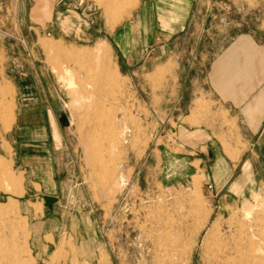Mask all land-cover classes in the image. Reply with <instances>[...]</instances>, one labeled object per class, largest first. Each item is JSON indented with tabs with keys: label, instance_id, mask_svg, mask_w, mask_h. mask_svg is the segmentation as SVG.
I'll return each mask as SVG.
<instances>
[{
	"label": "rangeland",
	"instance_id": "1",
	"mask_svg": "<svg viewBox=\"0 0 264 264\" xmlns=\"http://www.w3.org/2000/svg\"><path fill=\"white\" fill-rule=\"evenodd\" d=\"M147 1L0 0V264H215L224 246L264 264V186L216 197L197 177L164 186L158 168L143 165L162 145L160 89L171 69L159 57L153 69L142 61L125 69L127 45L113 34L133 25L144 36L137 16ZM193 1L206 19L200 48L215 53L245 33L264 42V0ZM159 45L137 50L145 59ZM23 95L29 108L51 111L60 135L57 150L50 142L51 154L30 160L16 139Z\"/></svg>",
	"mask_w": 264,
	"mask_h": 264
},
{
	"label": "crops",
	"instance_id": "2",
	"mask_svg": "<svg viewBox=\"0 0 264 264\" xmlns=\"http://www.w3.org/2000/svg\"><path fill=\"white\" fill-rule=\"evenodd\" d=\"M200 11L192 0H148L137 16L144 36L133 34V25L113 34L116 43L127 45L120 54L125 69L140 61L153 69L158 57L162 69H171L160 89V108L166 109L161 122L167 125L160 134L162 145L148 152L143 165L147 172L157 167L164 186H189L197 177L216 197H247L264 186V42L245 33L215 53L200 48L197 33L205 31L206 22L197 20ZM191 38L194 45L184 50ZM142 44L147 49L160 44V52L155 48L144 59L137 50ZM22 101L25 109L16 131L17 141L24 143L21 154L27 160L51 154L50 142L54 150L60 146L51 111L41 105L39 112L29 108L27 95ZM30 172L40 173V167L31 164ZM41 176L31 179L40 184ZM23 209L31 214L27 205ZM32 214L36 216L34 210ZM33 228L41 257L43 227Z\"/></svg>",
	"mask_w": 264,
	"mask_h": 264
},
{
	"label": "bare ground",
	"instance_id": "3",
	"mask_svg": "<svg viewBox=\"0 0 264 264\" xmlns=\"http://www.w3.org/2000/svg\"><path fill=\"white\" fill-rule=\"evenodd\" d=\"M136 2V0H119V5L118 6H121V7H123V8H127V7H129V6H132V5H134V3ZM98 46V45H97ZM99 55H101L102 54V52H100V51H98L97 52ZM105 71V70H104ZM107 73L108 74H112L111 73V71H110V68H107ZM111 77H112V75H111ZM113 78V77H112ZM108 80V79H107ZM9 180H11V178H8V181ZM18 186V185H17ZM244 204V206L245 207H247L248 206V203L247 202H244L243 203ZM245 231V230H244ZM261 231V230H260ZM214 233V232H213ZM241 233V232H240ZM218 235H220V234H218ZM210 237V236H209ZM216 236H214V238H215ZM232 237V236H231ZM206 239H207V237H206ZM219 239V238H218ZM236 239V238H235ZM240 239V238H239ZM216 240V239H215ZM217 241V240H216ZM219 241V240H218ZM241 241V240H240ZM220 242V241H219ZM235 242V241H234ZM214 243V242H213ZM216 243V242H215ZM220 244V243H219ZM214 245V244H213ZM216 245V244H215ZM240 245V244H239ZM217 246V245H216ZM224 246V245H223ZM233 246V245H232ZM219 247V246H218ZM211 248V247H210ZM213 249V248H212ZM235 249V248H234ZM237 249V248H236ZM238 250V249H237ZM243 250V249H242ZM241 250V251H242ZM215 251V250H214ZM221 250H219L218 252H220ZM213 253H215V252H213ZM212 253V254H213ZM235 253V252H234ZM217 254V253H216ZM220 254V253H219ZM236 256L234 257L233 256V252H228L227 250H225V246H224V250H222V252H221V255H220V257H216V255H215V259H214V263L215 264H249L248 263V258H250V259H253L254 257H253V252H252V250H250L249 252H248V254H235ZM212 256V255H211ZM214 256V255H213ZM231 257V256H233L234 258H228V257ZM210 257V256H209ZM259 258V257H258ZM263 258V257H262ZM257 260V259H256ZM260 260V259H259ZM212 262V261H211ZM212 262V263H213ZM262 263H263V260L261 261ZM210 263V262H209ZM257 263V262H256ZM251 264V263H250ZM254 264V263H253ZM260 264V263H259Z\"/></svg>",
	"mask_w": 264,
	"mask_h": 264
},
{
	"label": "built area",
	"instance_id": "4",
	"mask_svg": "<svg viewBox=\"0 0 264 264\" xmlns=\"http://www.w3.org/2000/svg\"><path fill=\"white\" fill-rule=\"evenodd\" d=\"M207 188H208V190H210V189H211V187H210V186H207Z\"/></svg>",
	"mask_w": 264,
	"mask_h": 264
}]
</instances>
